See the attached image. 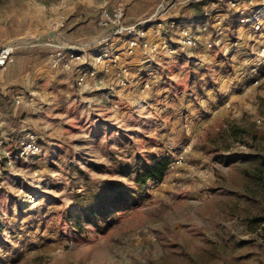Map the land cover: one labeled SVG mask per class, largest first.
I'll use <instances>...</instances> for the list:
<instances>
[{
	"label": "rangeland",
	"instance_id": "rangeland-1",
	"mask_svg": "<svg viewBox=\"0 0 264 264\" xmlns=\"http://www.w3.org/2000/svg\"><path fill=\"white\" fill-rule=\"evenodd\" d=\"M27 1L0 0V10ZM180 2L163 20L167 46L148 54L158 63L149 61L142 77L130 69L122 84L113 71L112 89L88 91L75 85V68L59 71L66 75L54 90L43 84L45 99L23 115L41 152L0 172V264H264V68L249 70L256 43L223 8L192 24L197 47L170 51L177 45L170 22L198 13ZM34 17L43 24V14ZM217 19L226 26L220 35ZM153 29L148 39L163 40ZM86 52L82 65L94 66V51ZM145 79L150 87L141 91ZM24 136L7 148L16 152ZM152 154L171 162L162 181L147 182L138 205L115 212L109 226L76 224L82 187L131 186L121 167Z\"/></svg>",
	"mask_w": 264,
	"mask_h": 264
},
{
	"label": "crops",
	"instance_id": "crops-1",
	"mask_svg": "<svg viewBox=\"0 0 264 264\" xmlns=\"http://www.w3.org/2000/svg\"><path fill=\"white\" fill-rule=\"evenodd\" d=\"M155 1L57 0L46 4L40 0H29L25 5L14 3L0 10V46L10 44L15 47L14 60L6 68L0 69V129L7 143L8 141L12 143L15 139L18 140V137L32 131L25 125L29 122L23 115L24 112L32 109L33 101L45 99V95H42L40 90L43 84L45 88L54 90L58 86L57 82L66 75L50 68L48 63V55L56 45L78 47L83 49L86 55L88 54L86 51H94V46L91 44L104 36L103 32L108 30L96 24L97 14L103 4L119 2L126 5L125 19L127 22H133L148 13ZM37 12L44 16V22L40 26L34 17ZM199 15L200 13H196L194 17L197 18ZM196 18H194V25L197 26V22L202 21ZM58 19H63L64 26L53 30L51 23ZM21 22L24 23L22 28ZM189 22L191 20H172L170 28L175 27L177 32L182 25ZM165 24L167 25V22ZM235 26L237 29L238 25ZM160 38L165 42L162 46H167V39L162 35ZM114 42L115 49L120 50L121 40L114 38ZM170 49L172 51L173 48ZM94 54L90 55L92 59ZM151 60L158 63L151 54L149 57L140 48L132 57H122L120 63L127 64L129 69H134V72L142 77V73L146 70V66L150 65ZM108 81L113 82L109 78ZM25 97H27L26 100ZM48 98L46 96V100ZM17 99H19L18 103ZM20 132L22 133L16 136Z\"/></svg>",
	"mask_w": 264,
	"mask_h": 264
},
{
	"label": "built area",
	"instance_id": "built-area-1",
	"mask_svg": "<svg viewBox=\"0 0 264 264\" xmlns=\"http://www.w3.org/2000/svg\"><path fill=\"white\" fill-rule=\"evenodd\" d=\"M185 2H198L203 6V11L199 19L207 22L213 15L225 13L221 11L226 8L232 10L237 16V25L248 30L250 39L256 43L254 54L255 61L250 67V74L257 75L261 68H264V0L259 3H252V0H184ZM180 3L178 0H160L155 11L149 18L139 19L133 22H127L125 9L121 3L103 4L96 17V24L108 29V34L100 37L91 45L94 46V66H83L86 62L85 52L78 47L56 45L48 55V63L56 71L69 72L76 68L75 85L78 88L88 91H98L101 89H112L113 82L108 81V75L111 72L116 73L122 84L130 83V69L127 64H121L122 56H130L137 48H142L145 53L156 51L163 40L148 39V30L152 26H146L148 22L155 25L153 32L157 36L162 35L163 23L170 10L176 8ZM222 7V8H221ZM152 19V20H151ZM194 20L182 25L177 30V45L172 51H184L186 48L197 47L199 39L192 30ZM217 35L223 33V26L220 19L216 20ZM53 30H58L64 26L63 19H58L51 23ZM239 32V29H236ZM114 38L120 39L122 47L116 50L114 47ZM237 41L234 42V44ZM208 48L213 46V42L206 43ZM15 47L10 44L0 46V69L14 60ZM80 66V67H79ZM258 78L253 83L257 84ZM150 83L147 79L141 82L140 90L149 89ZM19 102V99L16 100ZM7 141L0 129V148H2L3 163L0 166V172H12L16 159H28L41 152V142L37 134L32 131L26 133L20 142V148L13 152L7 148ZM27 198L32 200L31 193H25Z\"/></svg>",
	"mask_w": 264,
	"mask_h": 264
},
{
	"label": "trees",
	"instance_id": "trees-1",
	"mask_svg": "<svg viewBox=\"0 0 264 264\" xmlns=\"http://www.w3.org/2000/svg\"><path fill=\"white\" fill-rule=\"evenodd\" d=\"M189 4L195 6L201 14V3ZM170 162L167 156L152 154L148 160L142 159L140 163H125L119 172L130 178L133 182L131 186L119 180H107L98 188L92 184L85 185L75 194L73 210L77 212L74 217L76 224L85 221L98 225L102 222L109 226L115 212L138 205L148 195V181L164 179Z\"/></svg>",
	"mask_w": 264,
	"mask_h": 264
}]
</instances>
